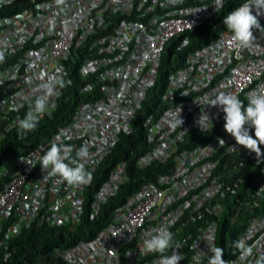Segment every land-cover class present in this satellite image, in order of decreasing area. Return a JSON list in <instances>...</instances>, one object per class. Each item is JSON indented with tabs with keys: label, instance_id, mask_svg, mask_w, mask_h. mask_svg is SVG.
<instances>
[{
	"label": "built area",
	"instance_id": "obj_1",
	"mask_svg": "<svg viewBox=\"0 0 264 264\" xmlns=\"http://www.w3.org/2000/svg\"><path fill=\"white\" fill-rule=\"evenodd\" d=\"M14 1L0 0V7ZM228 1L221 6L216 0H64L63 4L32 0L27 8L0 16V50L6 53L0 64V139L24 118L43 94L41 85L56 75L58 67L70 79L66 69L78 54L81 89L91 94V99L76 105L66 124L17 154L12 168L0 169L5 178L0 189V262L10 264L12 240L24 228L76 230L117 195L128 179L125 159L114 161L96 187L90 186L121 136L132 132V119L156 82L161 54L172 38L175 49L185 51L184 55L180 65L167 74L160 93L163 107L144 116L146 149L130 151L136 154V167L158 163L165 170L124 194L115 203L110 221L90 238L53 253L66 264H156L161 254L146 252L143 244L160 227L168 226L170 231L183 215L192 219L220 213V198L234 193L240 180L224 179L217 169L219 161L226 155L237 154L248 161L257 156L225 132L222 109L207 104L225 93L237 95L247 106L252 93L264 92V33L254 30L258 46L241 49L223 24L228 13L251 0H239L218 15ZM256 11L253 7L254 15ZM208 19L222 27L201 45L187 49V32ZM258 19L264 27V10ZM57 98L52 97L50 103L55 106ZM202 114L211 119L207 130L199 124ZM179 117L184 123L173 127ZM202 135L206 137H198ZM221 139L225 144L220 145ZM52 143L73 146V156L80 146H88L91 158L85 167L93 175L89 184L68 185L51 167L41 168L40 158ZM259 158V171L264 174V157ZM255 192L256 196L264 192V182ZM242 201L258 205L251 197ZM16 225L19 234L13 231ZM215 237L214 218L206 220L193 236H184L186 251L176 250L183 257L180 264H194L197 251L205 253V259L215 246ZM239 240L254 246L253 256L241 261L240 250L235 248L229 261L254 264L264 254V207L246 220Z\"/></svg>",
	"mask_w": 264,
	"mask_h": 264
},
{
	"label": "trees",
	"instance_id": "obj_2",
	"mask_svg": "<svg viewBox=\"0 0 264 264\" xmlns=\"http://www.w3.org/2000/svg\"><path fill=\"white\" fill-rule=\"evenodd\" d=\"M238 0H229V2L220 10V14L231 9ZM32 0H16L13 3L5 4L0 7V16H9L17 11L27 8ZM222 27L221 24L214 26L211 19H208L201 25L188 31L191 36V42L188 48H194L201 45ZM176 40L172 38L164 47L161 54V61L156 82L148 89L144 99L142 100L139 110L132 119V132L128 135H122L119 142L114 146L107 155L101 168L97 169L94 183L91 189L96 187L97 182L103 178L110 169L114 161L118 159L126 160V172L128 174L127 181L120 186L117 195L108 199L104 203L99 213L92 219H85L82 225L76 230H69L65 227H48L30 225L24 228L20 234L12 240V257L10 264H66L65 261L54 255L55 249L68 248L79 240L90 238L99 228L105 226L110 221V216L115 203L123 198L130 190L136 188L140 183L148 180H154L156 174L160 170H165L162 165L154 163L148 167H136L133 158L136 154L131 155L130 151L139 149V153L146 149L144 137V127L142 125L144 116L150 111H157L162 108L164 103L160 99V93L166 82L167 74L171 69L177 67L185 51L175 49ZM187 48V49H188ZM81 59V54L74 58L73 62H69L67 75L72 81L70 86L61 90V95L55 101V107L51 114H45L39 121L36 129L27 133H22L19 125L8 129L4 136L0 139V169H9L14 166V158L22 151L29 150L40 141L51 136L59 126L66 124L79 102L91 99V94L81 89L82 80L78 74L77 67ZM176 65V66H175ZM195 137L196 134L192 133ZM205 138L206 135L198 136ZM240 155H226L221 158L217 165V169L223 172L224 179L240 180V187L234 192L220 198L221 211L217 216L213 214L203 213L200 218H186L183 215L170 231L174 234V244L181 243L184 251L187 249V240L184 236H193L204 225L205 221L214 218L216 220V237L215 246L224 249V259L228 260L234 256L236 249L234 244L237 235L244 227L246 220L260 213L264 207V192L256 196V187L264 182V174L260 173V158L251 157L250 161L243 159ZM242 159L239 161V159ZM252 164V166H248ZM162 167V168H161ZM162 172V171H161ZM5 178L0 176V189L2 188ZM90 194V193H89ZM254 198L258 202L254 206L243 204L245 198ZM89 198L86 200V203ZM185 220L182 223L183 219ZM172 251V249L167 252ZM211 255V253L209 254ZM208 257L202 260V264H207ZM0 264H7L0 262Z\"/></svg>",
	"mask_w": 264,
	"mask_h": 264
},
{
	"label": "clouds",
	"instance_id": "obj_3",
	"mask_svg": "<svg viewBox=\"0 0 264 264\" xmlns=\"http://www.w3.org/2000/svg\"><path fill=\"white\" fill-rule=\"evenodd\" d=\"M216 2L222 6L224 0H216ZM57 3L63 4L64 0H57ZM253 7L257 10L255 15L253 14ZM261 10H264V0H251V2L242 4L224 17L223 24L232 34V40L238 48L249 49L258 46L254 30L264 33V27L261 26L258 19ZM219 12L220 10L218 11V15H221ZM188 36L191 42V36L189 34ZM186 42V40L182 41V44ZM5 59V51L0 50V64ZM179 65L177 64V66ZM65 76L64 70L58 67L56 75L41 85L43 94L35 99L24 118L18 121L19 129L22 133L34 131L43 115L51 114L55 106L50 103V99L52 97H59L61 90L72 83L70 79L66 80ZM207 105L222 109L224 114V130L234 138L237 145L255 153L257 158L264 157V151H262V148H264V92L252 93L247 106L237 95L225 93H220L214 100L209 101ZM178 112L180 113V109H178ZM183 123L184 121L179 117L174 122L173 127L177 125L180 127ZM199 124L202 129L207 130L206 125H212L209 115L202 114ZM253 129L254 135L251 131ZM219 143L220 145L225 144L223 139ZM73 151L74 149L71 145L64 146L52 143L40 158L41 168L48 170L51 167L52 172L59 175L68 185L76 187L87 185L93 179L92 173L85 167V162L91 158L88 146H80L75 150L74 156ZM13 231L19 234V225L14 226ZM234 247L240 250L241 261L253 256L254 246L246 244L244 240L235 242ZM143 248L146 252L161 254L156 264H180L183 259L178 251H176L179 245L174 244V234L169 231L168 226L160 227L155 235L146 239ZM170 249H172L170 256L163 255ZM210 253L211 255H207V264H235L234 261L224 259L225 253L221 247H211ZM205 256V253L197 251L193 257L194 264H202V259ZM254 264H264V254L255 259Z\"/></svg>",
	"mask_w": 264,
	"mask_h": 264
},
{
	"label": "rangeland",
	"instance_id": "obj_4",
	"mask_svg": "<svg viewBox=\"0 0 264 264\" xmlns=\"http://www.w3.org/2000/svg\"><path fill=\"white\" fill-rule=\"evenodd\" d=\"M189 145V144H188Z\"/></svg>",
	"mask_w": 264,
	"mask_h": 264
}]
</instances>
